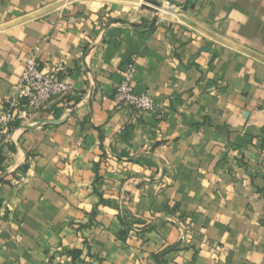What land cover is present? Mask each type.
<instances>
[{
    "label": "crops",
    "instance_id": "1",
    "mask_svg": "<svg viewBox=\"0 0 264 264\" xmlns=\"http://www.w3.org/2000/svg\"><path fill=\"white\" fill-rule=\"evenodd\" d=\"M34 50L72 92L0 148V264H264V0H0V109Z\"/></svg>",
    "mask_w": 264,
    "mask_h": 264
},
{
    "label": "built area",
    "instance_id": "2",
    "mask_svg": "<svg viewBox=\"0 0 264 264\" xmlns=\"http://www.w3.org/2000/svg\"><path fill=\"white\" fill-rule=\"evenodd\" d=\"M134 73L135 67L130 65L126 72L127 78L113 92L114 104L116 107H126L138 112L156 111L157 104L149 96L134 91L131 80ZM64 76L65 68L61 65L45 72L36 50L26 58L23 75L15 86L16 95L9 98L0 109V148L21 115L31 117L49 111L57 98L68 96L72 92ZM260 156L264 160V148L261 149Z\"/></svg>",
    "mask_w": 264,
    "mask_h": 264
}]
</instances>
